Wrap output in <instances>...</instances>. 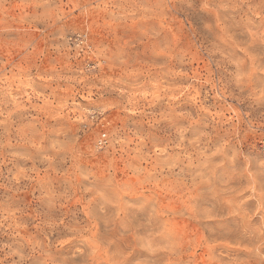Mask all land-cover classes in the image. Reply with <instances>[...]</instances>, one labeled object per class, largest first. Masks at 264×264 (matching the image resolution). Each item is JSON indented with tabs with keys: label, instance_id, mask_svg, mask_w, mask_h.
Here are the masks:
<instances>
[{
	"label": "rangeland",
	"instance_id": "1",
	"mask_svg": "<svg viewBox=\"0 0 264 264\" xmlns=\"http://www.w3.org/2000/svg\"><path fill=\"white\" fill-rule=\"evenodd\" d=\"M217 6L230 0H0V258L23 240L36 249L26 264L81 247L48 250L64 226H34L44 213L84 219L83 201H67L79 180L112 189L113 236L132 249L128 264H264V179L253 191L224 166L205 181L170 147L171 126L197 112L189 137L213 115H233L220 84L234 69L216 61L244 54L220 38ZM261 148L259 136L244 141L245 151ZM229 188L241 194L227 201ZM60 198L67 206L52 209Z\"/></svg>",
	"mask_w": 264,
	"mask_h": 264
},
{
	"label": "clouds",
	"instance_id": "2",
	"mask_svg": "<svg viewBox=\"0 0 264 264\" xmlns=\"http://www.w3.org/2000/svg\"><path fill=\"white\" fill-rule=\"evenodd\" d=\"M230 4L231 7L217 6L221 19L215 27L220 29L221 39L232 40L244 55L232 59L221 54L216 61V67L226 70L232 66L234 69V76L229 85L220 84V98L224 101L225 110L233 115L230 119H218L217 116L222 113L213 115L212 120L198 135L189 137L191 126L199 120L197 112L187 118V123L171 126L168 135L174 138L170 147L179 150L177 159L182 157V160L187 162L186 166L196 170L205 181H210L217 169L227 166L231 170L232 180L239 181L248 177L250 189L254 191L256 178L264 179V148L245 151L244 141L249 135L259 136L260 142L264 144V0H230ZM225 18H230L235 30L229 31L228 26L224 24ZM205 27L212 31L209 25L205 24ZM229 99L234 103L229 104ZM32 146L40 148L38 143ZM169 158L165 156L166 160ZM172 166L175 167V162ZM82 179L88 178L83 176ZM223 183L226 182L222 181L221 184ZM105 187L106 191L97 190L92 186H82L79 180H75L67 193V201H83L89 209L83 220L65 224L66 213L62 211L59 214L44 213L37 217L35 227L43 226L50 232H55L61 225L64 226L61 241L56 243L53 238V241L45 246L46 249L55 251L73 241H79L81 244V247L63 259L46 254L43 264H128L127 258L132 249H121L117 245L119 237L113 236L119 214L111 210L112 189ZM226 191L227 201L241 194V191L235 188ZM88 193L94 195L84 199ZM260 196L264 198V190L260 192ZM93 203L96 204L94 209ZM49 206L60 210L67 204L64 198H60L50 200ZM101 225L103 232L99 231ZM135 246L148 252L154 251L146 244L137 243ZM7 247L5 245L0 248V252H4ZM35 251L36 249L23 240L18 249H11L0 258V264H4L10 257H17L12 259L10 264H26ZM145 264L153 262L148 260Z\"/></svg>",
	"mask_w": 264,
	"mask_h": 264
}]
</instances>
